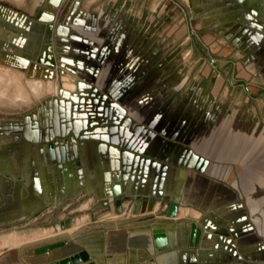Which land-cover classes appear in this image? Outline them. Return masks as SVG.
I'll return each instance as SVG.
<instances>
[{"label":"crops","instance_id":"1","mask_svg":"<svg viewBox=\"0 0 264 264\" xmlns=\"http://www.w3.org/2000/svg\"><path fill=\"white\" fill-rule=\"evenodd\" d=\"M23 6L0 0V75L49 95L0 115V264H264V0Z\"/></svg>","mask_w":264,"mask_h":264},{"label":"water","instance_id":"2","mask_svg":"<svg viewBox=\"0 0 264 264\" xmlns=\"http://www.w3.org/2000/svg\"><path fill=\"white\" fill-rule=\"evenodd\" d=\"M193 33V31L191 30ZM210 61H213L212 58L208 57ZM51 153L53 154V148L50 146ZM114 195H115V206L117 208V211L121 213V206H122V200H121V190L119 184L115 185L114 187ZM178 206L176 204H171L169 207V211L167 213L168 218H175L177 216ZM60 227L62 231H66L67 229L71 228V221H63L60 223ZM153 240L155 244L156 249H163L168 246L167 241V234L166 230L162 228H157L152 231ZM202 235V231L197 227L196 224L191 225V247H198L199 240ZM69 242L67 241H60L56 242L54 244H50L47 246H44L42 248H39L35 251V254L45 255L47 253H50L52 251L58 250L60 248H63L67 246ZM48 264H95L92 260L91 255L86 251L82 250L74 255H71L69 257L63 258L61 260H57Z\"/></svg>","mask_w":264,"mask_h":264},{"label":"rangeland","instance_id":"3","mask_svg":"<svg viewBox=\"0 0 264 264\" xmlns=\"http://www.w3.org/2000/svg\"><path fill=\"white\" fill-rule=\"evenodd\" d=\"M5 1H6V3L8 2L10 4L11 3L20 4V5L22 4L24 6L29 4L30 6L33 7L36 4H38L39 0H19L20 2H18V0H5ZM63 41L64 40H62V42ZM59 42H60V40H58V39L54 40L55 45H58ZM22 75H23V77H22V84L23 85L27 84V79H29V78L36 79V80H41V81L52 80V81L56 82L58 84V86H59V83H60L59 82L60 81L59 80V75L57 76L54 72L51 73V72H43V71L37 70L34 73H30V74H26L25 73V74H22ZM11 86L12 85L4 87V93H2L3 95H1L3 98H5V97H7V96H9L11 94L10 90H11V92L12 91L13 92L16 91L15 90L16 86H13L12 89H11ZM193 90L195 91V90H197V88L194 89V87L191 86V87H189V89H187V92L185 90V93L186 94L187 93L188 94H193L194 93ZM57 93H59V92H57ZM47 95H49V94H47ZM47 95L42 96V98L46 97ZM42 98H34V96L32 95V97L30 98L31 102H26L24 104L23 103H18V102H16V104L0 103V115L10 116L12 113L16 112L17 110H26L27 108L33 106L35 104V102L41 100ZM2 104H5V105H2ZM54 223H55V221H54ZM55 225H57V224H54V227H56ZM54 231H55V229H54ZM13 232H14L13 230H10L9 232H7V234L8 233H13ZM30 233H32V232H30ZM25 234H26V232H25ZM64 238H66V237L65 236H61V237L55 238V241L63 240ZM46 242H48V241H46Z\"/></svg>","mask_w":264,"mask_h":264},{"label":"bare ground","instance_id":"4","mask_svg":"<svg viewBox=\"0 0 264 264\" xmlns=\"http://www.w3.org/2000/svg\"><path fill=\"white\" fill-rule=\"evenodd\" d=\"M17 84V83H16ZM15 88V92H11L10 90V95L3 98L1 95H3L2 93H4V87L11 85V82L8 81L7 79H5L4 77H2V75H0V103H7V104H12L13 102V96L15 97L18 94H21L22 96L29 98L30 97V93L28 92V90L26 88H24L23 86L19 85V83L16 85ZM34 85V83H32ZM48 90L51 91L52 87H48ZM37 96H40L42 93L37 92L36 93ZM5 105V104H2ZM74 232V231H73ZM4 241V245H19L23 242L22 237L18 236L17 234L11 235V236H7V238L4 237L3 239Z\"/></svg>","mask_w":264,"mask_h":264}]
</instances>
